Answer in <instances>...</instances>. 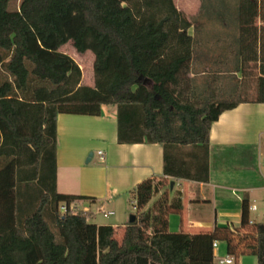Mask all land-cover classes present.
Wrapping results in <instances>:
<instances>
[{"label": "trees", "instance_id": "1", "mask_svg": "<svg viewBox=\"0 0 264 264\" xmlns=\"http://www.w3.org/2000/svg\"><path fill=\"white\" fill-rule=\"evenodd\" d=\"M0 0V264H219L213 243L235 259L264 264V220L202 233L173 232L183 209L172 179L208 182L210 128L240 103H264V0H239L238 70L254 64L249 91L221 98L214 79L194 82L193 22L174 0ZM94 54V85L60 48ZM147 80V81H145ZM115 106L119 143H159L163 175L130 193L136 219L96 224L71 202L90 196L57 189V116H98ZM157 199L151 203L154 197ZM121 232V236L118 234Z\"/></svg>", "mask_w": 264, "mask_h": 264}, {"label": "crops", "instance_id": "2", "mask_svg": "<svg viewBox=\"0 0 264 264\" xmlns=\"http://www.w3.org/2000/svg\"><path fill=\"white\" fill-rule=\"evenodd\" d=\"M221 23H217L223 26V34L219 35V45L216 46L219 54L212 56L213 62L217 59L214 65L220 68V73L225 72L227 63H230L223 41H236L237 38L236 35H225L228 24ZM193 26L189 29L190 34ZM61 48L60 51L64 52ZM87 53L90 51L80 54ZM233 53L236 58L233 62L237 66L236 53ZM92 57L94 62V54ZM194 60L192 71L196 67ZM85 85L93 86L94 79ZM117 130V109L108 105L102 106V113L98 116L66 113L57 116V189L62 193L90 196L76 201L78 207L87 212L88 218L95 215L93 207L99 203L105 205L103 213L105 210L114 212L111 221L96 224L123 226L131 215L130 207H133L131 203L134 199L130 198V192L141 181L163 175L161 144L119 143ZM263 136L264 103H240L220 114L210 128L209 181L172 179L175 181L174 190L176 186L180 188L176 191L182 194L183 209L180 213H174L179 215V220L170 215V231L202 233L212 231L217 225L230 222L239 224L240 204L243 199H248L246 193L264 189L251 171V160L261 149ZM95 151L99 157L94 163ZM99 151L103 152V157ZM90 152H93V156L86 162ZM230 161L235 162L238 167L235 169L239 172L232 170L234 167L229 165ZM206 187L213 189L212 197L203 193ZM248 200L251 205L252 202ZM217 242L215 259L224 243Z\"/></svg>", "mask_w": 264, "mask_h": 264}, {"label": "rangeland", "instance_id": "3", "mask_svg": "<svg viewBox=\"0 0 264 264\" xmlns=\"http://www.w3.org/2000/svg\"><path fill=\"white\" fill-rule=\"evenodd\" d=\"M177 8L182 11V13L193 22V27L191 28V33L194 36V51H195V60L193 65L195 64L193 71L190 72V76H193L195 84L201 89L205 90L207 84L212 81L216 80L219 88H220V97L227 98L230 96H234L238 93L243 94L244 89L246 87L245 80L249 81V91L254 85V80L257 75V69L254 64H250L247 68V75L244 80L243 71L242 69L237 71L239 68L234 64L233 61L236 60L234 53L238 51V41H223V45L226 46V52L229 55L230 63H227L225 72L220 73L218 70L220 69L217 65V59L214 61L212 58L213 54L217 56L219 53L216 46L219 45L218 37L221 36L223 33L221 32V27L219 24L227 23L228 28L224 30L225 35L237 36L240 32L239 26V0H174ZM20 0H13L11 1L9 8L15 10L19 7ZM231 47H234L232 49ZM232 50H228V49ZM216 49V50H215ZM61 50L66 52L65 54L69 55L79 66L81 70V83L87 84L91 83L94 79V71H93V53L87 54H80L78 53L72 45V41H68L66 45H64ZM62 52V51H61ZM63 52V53H64ZM92 54V55H91ZM109 108H115V106H108ZM263 145L259 150L258 154L252 158L251 160V171L257 177L259 184H262L264 187V166L259 165L260 161L264 160V136L262 139ZM98 155L95 151V158L94 163L98 161ZM231 163V164H230ZM234 161H230L229 165L234 167L232 170H239L235 169ZM238 168V167H236ZM180 190L178 186H176V190ZM184 189V188H183ZM210 197L213 195V189L211 187H206L203 191ZM246 197L250 199L252 203L256 202L260 206V210L256 212H251V217L255 221H261L264 218V189L257 190L254 192L246 193ZM157 196L151 201H155ZM204 203V202H202ZM105 205L97 204L93 207L95 211V215L93 217H89L88 220L93 223H108L112 220V215H105L102 209H104ZM206 208V207H205ZM200 210L199 208H197ZM196 210V211H198ZM106 211V210H105ZM129 214H134L135 209L130 207ZM199 212V211H198ZM128 214V215H129ZM194 215V211L191 214ZM172 218H178L179 215L173 214ZM176 216V217H174ZM129 219V218H128ZM211 220V219H210ZM175 226H171L174 229ZM118 236H121V232H119ZM222 251L219 253L215 260H219V258H223L227 256L226 252V245L225 243L221 244ZM233 259V258H232ZM226 264V263H225ZM232 264H256V259L253 255H245L237 261L233 259Z\"/></svg>", "mask_w": 264, "mask_h": 264}, {"label": "built area", "instance_id": "4", "mask_svg": "<svg viewBox=\"0 0 264 264\" xmlns=\"http://www.w3.org/2000/svg\"><path fill=\"white\" fill-rule=\"evenodd\" d=\"M99 154L101 155V157H103V155H104L102 151H99ZM259 165L264 166V160L260 161ZM131 204L133 205V208L136 209V200H133ZM263 208H264V202H263ZM68 209H70L74 213H76V212H78L80 210V208L76 204V201L71 202L69 207L66 204L61 205V210L62 211L65 212ZM249 210H250V212L259 211L260 210V206L256 202H254V203H252L249 206ZM104 213H105V215H111L114 212L113 211H107V212L104 211ZM263 220H264V218H263ZM253 222H255V220L251 218L250 219V223H253ZM213 247H214V253H215L216 249L218 247V242L217 241L213 243ZM218 263L219 264H225V263L226 264H232L233 263V259L230 256H227V257H224V258H219Z\"/></svg>", "mask_w": 264, "mask_h": 264}, {"label": "water", "instance_id": "5", "mask_svg": "<svg viewBox=\"0 0 264 264\" xmlns=\"http://www.w3.org/2000/svg\"><path fill=\"white\" fill-rule=\"evenodd\" d=\"M145 81H147V80H145ZM92 156H93V152H90V153H89V156H88L87 159H86V162H89ZM174 184H175V181L172 180V181L170 182L171 189L174 187ZM135 219H136V215H135V214H131V215L129 216V222H133Z\"/></svg>", "mask_w": 264, "mask_h": 264}]
</instances>
